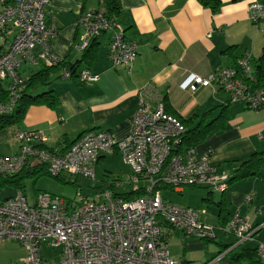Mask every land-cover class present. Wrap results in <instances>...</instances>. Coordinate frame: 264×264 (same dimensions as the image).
Instances as JSON below:
<instances>
[{"label": "built area", "instance_id": "built-area-1", "mask_svg": "<svg viewBox=\"0 0 264 264\" xmlns=\"http://www.w3.org/2000/svg\"><path fill=\"white\" fill-rule=\"evenodd\" d=\"M50 0H0V85L9 78L8 99L0 102V114L13 111L29 75L19 68L53 66L59 59L51 50L57 29L45 21ZM251 23L264 21V0H254L247 7ZM83 29L78 47L85 49L103 32L113 30L108 43V57L114 68L129 70L137 56V45L123 32L114 30L113 19L94 10L80 13ZM10 39L7 41L6 36ZM252 55L245 52L236 67H220L206 76L189 74L179 87L195 91L199 86L216 87L228 93V101L240 102L251 109L264 106V89H252L254 79ZM62 79L72 77V70L62 66ZM81 82L95 81L98 74L83 69ZM186 127L164 109L162 95L148 85L139 91V103L132 115V128L115 140L104 130L90 129L62 151L47 148L37 130H16L18 149L0 155V173L13 175L35 159L46 163L51 175L65 174L95 180V167L102 154L118 153L129 167V173L108 186L127 185L130 192H141L124 198L110 188L96 190L91 198L75 204L48 192H39L29 204L22 190L8 197L0 196V240L10 239L25 248L22 264H176L169 255L165 235L177 230L204 240L215 238L214 227L199 220L198 213L163 198L160 183L173 191L184 186H202L224 191L229 176L218 173L209 164L207 154L197 156L193 147L171 155ZM248 200V199H247ZM70 204V205H69ZM234 237L228 250L253 239L255 227L235 211L221 228ZM42 245L61 248L58 260H47L40 254ZM257 262L264 264V240L256 242Z\"/></svg>", "mask_w": 264, "mask_h": 264}, {"label": "crops", "instance_id": "crops-1", "mask_svg": "<svg viewBox=\"0 0 264 264\" xmlns=\"http://www.w3.org/2000/svg\"><path fill=\"white\" fill-rule=\"evenodd\" d=\"M252 1L219 0L217 9L212 10L198 0H118L114 30L119 28L127 40L137 45V56L131 68L125 70L114 68L108 57L113 30L103 32L94 40L91 57L84 59V49L78 47L83 34L79 15L99 9V0H50L45 21L57 29L51 50L59 59L76 63V70L69 79H62L59 71H51L47 84L31 93L52 90L59 104L55 108L43 104L28 106L16 130H37L44 138V145L57 150L66 148L90 129L104 130L113 139H121L132 128L139 91L148 85L162 95L168 113L174 116L186 119L209 110L213 116L218 115L219 106L228 102V93L214 86H199L192 92L181 89L179 84L189 74L204 77L217 68L234 66L245 52H250L252 59L261 55L264 21L251 23L247 19V7ZM6 38L8 41L10 36ZM42 67L23 64L19 73L32 75ZM83 69L98 74V79L81 82L77 76ZM192 147L197 156L208 155L209 164L216 172L231 177L250 154L264 151V106L251 109L240 102L230 103L224 127ZM116 155L102 154L96 167ZM34 162L31 160V165ZM108 169L104 172L109 173ZM261 172L264 174V170ZM125 173L124 178L129 169ZM108 184L107 188L121 194L114 187L123 186ZM164 193L165 199L195 209L199 220L214 227L212 240L177 230L167 231V250L176 264L255 262L256 242L264 240V178L248 176L232 180L222 192L184 186L179 192L166 189L161 191L162 196ZM235 211L246 217L256 230L252 240L229 251L234 237L221 228ZM248 251L252 254L234 256Z\"/></svg>", "mask_w": 264, "mask_h": 264}, {"label": "trees", "instance_id": "trees-1", "mask_svg": "<svg viewBox=\"0 0 264 264\" xmlns=\"http://www.w3.org/2000/svg\"><path fill=\"white\" fill-rule=\"evenodd\" d=\"M198 1L205 6H209L212 10H216L217 7L219 6V0H198ZM99 6L100 8L94 11L108 19H113L114 16L119 11L118 0H99ZM94 40L95 39H93L89 44V46L84 49V57H83L84 59L92 56L91 46L93 45ZM251 63L253 65L254 79L248 83L250 84V87L252 89H264V51H262L261 55L258 58L251 59ZM62 66L69 67L72 70V76H73L77 65L76 63L70 64L67 61L61 59L58 64L53 66H43L37 73L29 75L25 87L21 91L16 101V105L13 111L7 114H0V131L12 126L19 125L23 120L27 107L30 105L43 104L47 107L55 108L59 104L58 96L52 90L44 91L39 94H32L31 91L37 87L45 86L48 82L50 72L53 70L58 72ZM234 67H236V64L234 65ZM7 99H8V91L6 88L0 85V102L6 101ZM229 104H230L229 101L221 104L219 106L221 110L219 114L216 116L212 115V110L206 111L202 113L200 116H196L195 114H192L186 119H182L176 116L184 124L186 130L182 134L179 144L175 145L174 148L171 149V155L179 153L183 149L192 147L196 142L204 139L210 133L221 130L224 127L225 120L227 119V109ZM166 107L167 106L164 103V109L165 111L168 112ZM79 136L73 142H75L79 138ZM72 143H70L67 147H69ZM64 149H59L58 151H62ZM31 160H35V159H30L24 165L21 171L16 174L5 175L0 173V186L4 187L5 184H12L18 190H21L22 178L30 175L37 176L41 172L50 174L46 163L35 160L34 164L31 165L30 163ZM262 170H264V151L254 152L250 154L249 157L246 160H244L239 165V167L234 171L233 175L228 178V183L232 180H238L248 176H261L262 178H264V174H262L261 172ZM53 177H56L61 181H65V176H63V174H59ZM68 177L71 178L72 181H74L75 178H77L73 176H68ZM156 188L161 191L166 189L171 190V188L168 185L162 183L158 184ZM140 193L141 192L135 193L128 191L117 195H120L124 198H133ZM253 252L256 256V250H254ZM247 254L251 255L252 251L239 253L234 256L236 258H239ZM256 262H257V257L253 264H255Z\"/></svg>", "mask_w": 264, "mask_h": 264}, {"label": "rangeland", "instance_id": "rangeland-1", "mask_svg": "<svg viewBox=\"0 0 264 264\" xmlns=\"http://www.w3.org/2000/svg\"><path fill=\"white\" fill-rule=\"evenodd\" d=\"M10 84L11 79L9 78L2 81V86L4 88H8ZM19 125L0 131V154H11L13 149L18 148V142L14 138V131ZM106 168H109V173L104 172ZM128 169V165L124 163L121 156L118 154L111 160L100 163L99 166L95 168L96 178L94 181L85 177H77L72 181L71 178L65 174H63V176H65V181H61L50 174L41 172L37 176L30 175L22 178L21 190L29 204L35 202L36 195L39 192L55 194L68 200L71 204H75L83 198L93 197L96 190H106L107 182H116L117 179L123 180L126 174L125 172ZM128 187L127 185L119 188L117 187L116 189L114 187V190L119 193H124L123 191L128 190ZM17 190L18 189L12 184H5L4 187L0 186V196H12ZM165 195L166 193L163 195L164 199L166 198ZM60 252V247L51 248L42 245L40 248V254L47 260H58ZM24 254L25 248L20 243L10 239L0 240V264H22L21 260L24 258Z\"/></svg>", "mask_w": 264, "mask_h": 264}]
</instances>
